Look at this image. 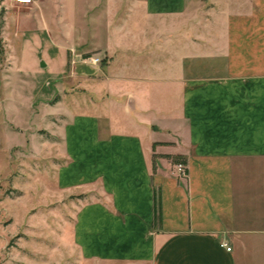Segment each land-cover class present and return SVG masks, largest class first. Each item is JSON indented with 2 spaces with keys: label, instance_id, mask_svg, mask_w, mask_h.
<instances>
[{
  "label": "crops",
  "instance_id": "1",
  "mask_svg": "<svg viewBox=\"0 0 264 264\" xmlns=\"http://www.w3.org/2000/svg\"><path fill=\"white\" fill-rule=\"evenodd\" d=\"M0 50L86 99L56 173L82 261L264 264V0H2Z\"/></svg>",
  "mask_w": 264,
  "mask_h": 264
},
{
  "label": "rangeland",
  "instance_id": "2",
  "mask_svg": "<svg viewBox=\"0 0 264 264\" xmlns=\"http://www.w3.org/2000/svg\"><path fill=\"white\" fill-rule=\"evenodd\" d=\"M31 60L17 55L10 70L5 60L0 69V264H93L81 260L64 234L83 196L56 185L64 163L62 112L86 99L63 101L61 87H43L62 76L61 57H53L48 72L35 70Z\"/></svg>",
  "mask_w": 264,
  "mask_h": 264
},
{
  "label": "built area",
  "instance_id": "3",
  "mask_svg": "<svg viewBox=\"0 0 264 264\" xmlns=\"http://www.w3.org/2000/svg\"><path fill=\"white\" fill-rule=\"evenodd\" d=\"M1 1L2 0H0V10H1ZM12 1L17 4H29L31 0H12ZM88 61L92 65H96L99 63L98 58H89ZM176 168H177L178 176L181 178H186L187 172L185 166L183 164H178ZM221 246L224 247L227 251H230V248H228L226 244H222Z\"/></svg>",
  "mask_w": 264,
  "mask_h": 264
},
{
  "label": "trees",
  "instance_id": "4",
  "mask_svg": "<svg viewBox=\"0 0 264 264\" xmlns=\"http://www.w3.org/2000/svg\"><path fill=\"white\" fill-rule=\"evenodd\" d=\"M0 55H1V50H0ZM175 162L178 163V161H175ZM180 163L182 164V162H179V164H180Z\"/></svg>",
  "mask_w": 264,
  "mask_h": 264
}]
</instances>
